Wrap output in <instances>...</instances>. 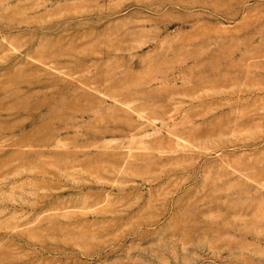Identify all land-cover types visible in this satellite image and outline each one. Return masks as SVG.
Segmentation results:
<instances>
[{"label": "rangeland", "instance_id": "obj_1", "mask_svg": "<svg viewBox=\"0 0 264 264\" xmlns=\"http://www.w3.org/2000/svg\"><path fill=\"white\" fill-rule=\"evenodd\" d=\"M0 264H264V0H0Z\"/></svg>", "mask_w": 264, "mask_h": 264}]
</instances>
